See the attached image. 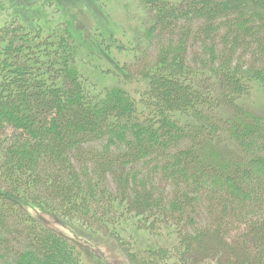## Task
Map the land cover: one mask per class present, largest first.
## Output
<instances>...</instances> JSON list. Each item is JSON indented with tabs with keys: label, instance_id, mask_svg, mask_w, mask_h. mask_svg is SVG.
Wrapping results in <instances>:
<instances>
[{
	"label": "trees",
	"instance_id": "trees-1",
	"mask_svg": "<svg viewBox=\"0 0 264 264\" xmlns=\"http://www.w3.org/2000/svg\"><path fill=\"white\" fill-rule=\"evenodd\" d=\"M0 1V264H264V0Z\"/></svg>",
	"mask_w": 264,
	"mask_h": 264
},
{
	"label": "rangeland",
	"instance_id": "rangeland-1",
	"mask_svg": "<svg viewBox=\"0 0 264 264\" xmlns=\"http://www.w3.org/2000/svg\"><path fill=\"white\" fill-rule=\"evenodd\" d=\"M28 1L29 4L26 5V7H30L31 13L33 10V5H35V2H37V5L43 9L45 15L48 17L54 16L55 20L58 17L62 18L64 16L71 18L72 20H74L79 31L80 29L86 31L85 33H87V36H89L88 40L90 42L95 41V38L97 37L96 35L92 34L96 23L102 21L104 25L112 26L113 28H120L121 25L117 22V20L120 17H124V12H126L127 10H129V15L132 16L134 8H131V10L124 9L123 1L119 0H113L111 4L106 5L103 3L99 4L98 2V4L94 3L93 0H26V3ZM125 1L128 2V0ZM134 1L135 0H129V2H132V4L134 3ZM50 2H52V6H47ZM133 5H135V3ZM6 8L7 4L0 1V17H5L6 15H8ZM125 19V22H127L128 17L126 18L125 16ZM136 22L138 21L136 20ZM192 51L193 48L190 52ZM30 212L31 214H34L36 216L38 215V213L35 211L33 212V210H31ZM48 220V223L58 231L64 232L67 235L69 234L67 230L55 224L53 220H51L50 218ZM94 240L95 241L89 240L88 243L85 242L87 257L91 263L127 264L123 255H121L115 247H112V245H105L104 243H101L100 239Z\"/></svg>",
	"mask_w": 264,
	"mask_h": 264
}]
</instances>
